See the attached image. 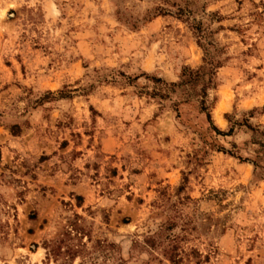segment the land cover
<instances>
[{"label": "rangeland", "instance_id": "374dc122", "mask_svg": "<svg viewBox=\"0 0 264 264\" xmlns=\"http://www.w3.org/2000/svg\"><path fill=\"white\" fill-rule=\"evenodd\" d=\"M258 141L264 0H0V264H264Z\"/></svg>", "mask_w": 264, "mask_h": 264}, {"label": "trees", "instance_id": "16d2710c", "mask_svg": "<svg viewBox=\"0 0 264 264\" xmlns=\"http://www.w3.org/2000/svg\"><path fill=\"white\" fill-rule=\"evenodd\" d=\"M220 133H223V134H226L225 132H222V131H220V130H218ZM258 144H260V148L259 149H257L256 150V152L258 153V157L260 158V159H262V158H264V141L262 142V141H258L257 142ZM253 162H254V164H255V166H256V168H259V167H262L263 169H264V165H260L259 164V161H256V160H253Z\"/></svg>", "mask_w": 264, "mask_h": 264}]
</instances>
